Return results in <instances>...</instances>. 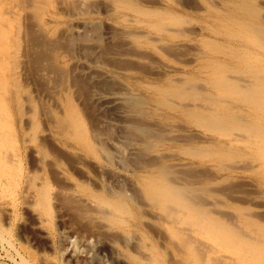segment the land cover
<instances>
[{
  "label": "rangeland",
  "instance_id": "1",
  "mask_svg": "<svg viewBox=\"0 0 264 264\" xmlns=\"http://www.w3.org/2000/svg\"><path fill=\"white\" fill-rule=\"evenodd\" d=\"M0 168L35 264H264V0H0Z\"/></svg>",
  "mask_w": 264,
  "mask_h": 264
},
{
  "label": "bare ground",
  "instance_id": "2",
  "mask_svg": "<svg viewBox=\"0 0 264 264\" xmlns=\"http://www.w3.org/2000/svg\"><path fill=\"white\" fill-rule=\"evenodd\" d=\"M44 1V0H43ZM69 1V0H68ZM31 2V1H30ZM79 2V1H78ZM81 2V1H80ZM79 2V3H80ZM73 3V2H72ZM76 3H77V1H76ZM83 3H85V2H83ZM71 4V3H70ZM81 4V3H80ZM97 4V3H96ZM72 5V4H71ZM83 5V4H82ZM85 5V4H84ZM81 6V5H80ZM70 7V6H69ZM90 9H92V8H90ZM94 9V8H93ZM72 10V9H71ZM87 10V9H86ZM85 10V11H86ZM27 13V12H26ZM30 14V13H29ZM27 15V14H26ZM70 29V28H69ZM77 33V36H82L83 34H79L77 31H75V30H72L71 32H70V34H69V41L71 40L72 42L73 41H75V35H76V33ZM101 33V32H100ZM22 35H25V34H22ZM27 37V36H26ZM29 37V36H28ZM83 37H85V36H82V38ZM153 38V37H152ZM158 38V37H157ZM87 44V43H86ZM25 45V44H24ZM52 45V44H51ZM162 45V44H161ZM41 48V47H40ZM51 48V47H50ZM44 49V48H43ZM129 49V48H128ZM27 50V49H26ZM29 50V49H28ZM4 51V50H3ZM252 51V50H251ZM25 55V54H24ZM29 57V56H28ZM128 61V60H127ZM141 63V62H140ZM42 67V66H41ZM41 67H40V69H41ZM42 70V69H41ZM40 72H42V71H40ZM51 74V73H50ZM48 75V74H47ZM49 76V75H48ZM240 77H241V75H240ZM97 78V77H96ZM177 79V78H176ZM241 79H243V78H241ZM104 81V80H103ZM103 81H101V83L103 82ZM246 81V80H245ZM244 81V82H245ZM221 82V81H220ZM224 82V81H223ZM225 83V82H224ZM102 84H104V83H102ZM106 84V83H105ZM104 84V85H105ZM191 84V83H190ZM239 84V83H238ZM241 84V83H240ZM103 85V86H104ZM191 85H193V83L191 84ZM194 85H195V83H194ZM197 85H198V83H197ZM242 85V84H241ZM247 85V84H246ZM245 86V85H244ZM187 87V86H186ZM185 87V88H186ZM195 87V86H194ZM187 89V88H186ZM54 90V89H53ZM51 91V90H50ZM97 99V98H96ZM101 99V98H100ZM103 99V98H102ZM92 100V99H91ZM104 100V99H103ZM137 100V99H136ZM140 102V101H139ZM103 103V102H102ZM120 108V107H119ZM108 109V108H107ZM143 113V112H142ZM71 115V114H70ZM240 117V116H239ZM99 118V117H98ZM56 122V121H55ZM129 122V121H128ZM132 123H135V122H132ZM58 124V123H57ZM131 124V123H130ZM132 125V124H131ZM90 126V125H89ZM135 126H136V128L138 129V134H140L141 132H143V133H146V134H153V129L150 127V126H148V125H146V124H142V123H135ZM91 127V126H90ZM95 128V127H94ZM92 129V128H91ZM156 129V128H155ZM52 131V130H51ZM96 131H98V130H96ZM137 131V130H136ZM126 132V131H125ZM239 132H241V131H239ZM44 134V133H43ZM50 134L52 135V133L50 132L49 133V135L48 136H50ZM142 134V133H141ZM133 135V134H132ZM107 136V135H106ZM157 137V136H156ZM160 137V136H159ZM174 137V136H173ZM94 138V137H93ZM102 138V137H101ZM131 138V137H130ZM138 138V137H137ZM202 138V137H201ZM99 139V138H98ZM100 141V140H99ZM146 143V142H145ZM117 146V145H116ZM120 147V146H119ZM118 147V148H119ZM121 148H123L122 147V145H121V147H120V151H121ZM190 150V149H189ZM110 151V150H109ZM123 151V150H122ZM51 152V151H50ZM109 153V152H108ZM111 153V152H110ZM104 154V153H103ZM137 155V154H136ZM106 156V155H105ZM111 156V155H110ZM108 157H109V155H108ZM122 157V156H121ZM154 158H156V157H154ZM106 159V158H105ZM123 159V158H122ZM134 159H136L135 157H134ZM132 160V159H131ZM152 160V159H151ZM53 161V160H52ZM98 161V160H97ZM107 161V160H106ZM111 161V160H110ZM126 161H130L129 159H126ZM139 161H141L140 159H139ZM45 162V161H44ZM117 162V161H116ZM153 162V161H152ZM125 163V162H124ZM154 163V162H153ZM116 164V163H115ZM156 164V163H155ZM91 165V164H90ZM139 165V164H138ZM170 165V164H169ZM2 166V165H1ZM167 166V165H166ZM102 167H104L103 165H102ZM141 167V166H140ZM162 168H164V167H162ZM175 168V167H174ZM1 169V168H0ZM55 170V169H54ZM56 171H58V170H56ZM98 171V170H97ZM111 171V170H110ZM161 171H162V169H161ZM2 172V171H1ZM59 172V171H58ZM99 172V171H98ZM163 172V171H162ZM167 172V171H166ZM165 172V173H166ZM29 173V172H28ZM96 173V172H95ZM121 173V172H120ZM169 173V172H168ZM177 173V172H176ZM175 172H174V175L176 174ZM3 174V173H2ZM52 174V173H51ZM97 174V173H96ZM162 174H164V172L162 173ZM179 174H181V173H179ZM184 174V173H183ZM116 175V174H115ZM114 175V176H115ZM2 176V175H1ZM28 176V175H27ZM101 176H102V174H101ZM164 176V175H163ZM31 177V176H30ZM116 177H118V176H116ZM126 177V176H125ZM162 177V176H161ZM177 177H179V176H177ZM32 178V177H31ZM112 178H113V176H112ZM119 178V177H118ZM124 178V177H123ZM129 178V177H128ZM180 178V177H179ZM2 179V178H1ZM0 179V180H1ZM114 179V178H113ZM117 179V178H116ZM95 180V179H94ZM171 180V179H170ZM123 181V180H122ZM126 181V180H125ZM176 181V180H175ZM179 181V180H178ZM126 182H128V184H129V181H128V179H127V181ZM165 182V181H164ZM180 182V181H179ZM179 182H177V183H179ZM4 183V182H3ZM175 183V182H174ZM183 183V182H182ZM132 185V184H131ZM177 185V184H176ZM180 185V184H179ZM128 185L126 184V188H128L127 187ZM135 186V185H134ZM175 186V185H174ZM181 186V185H180ZM132 187V186H131ZM130 188V187H129ZM180 189L182 188V186L181 187H179ZM117 189V188H116ZM132 189V188H131ZM177 188H175V190H176ZM180 189H178V190H180ZM190 189V188H189ZM188 189V190H189ZM108 190V192H110L109 191V188L107 189ZM191 190V189H190ZM197 190V189H196ZM205 190V189H204ZM56 191V190H55ZM121 191H123V190H121ZM130 191V190H129ZM134 191H135V189H134ZM133 191V192H134ZM172 191V190H171ZM177 191V190H176ZM175 191V192H176ZM125 192V191H124ZM162 192V191H161ZM205 192V191H204ZM33 193V192H32ZM116 193V192H115ZM136 193V192H135ZM198 193V192H197ZM28 194V193H27ZM113 194V193H112ZM123 194H125V193H123ZM131 194V193H130ZM173 194H180L178 191L176 192V193H174V191H173ZM78 195V194H77ZM126 195V194H125ZM157 195V194H156ZM155 195V196H156ZM162 194H160V196H161ZM181 195V194H180ZM186 195V199H194V197H195V194H194V192L191 190V191H188V193L187 194H185ZM202 195V194H201ZM58 196V195H57ZM81 196V195H80ZM127 196V195H126ZM135 197H138V196H136V194L134 195ZM169 196V195H168ZM128 197V196H127ZM153 197V196H152ZM157 198H158V196H156ZM170 197V196H169ZM169 197H166V200H167V198H169ZM175 197V196H174ZM177 197V196H176ZM199 197V196H198ZM202 197H204V196H202ZM26 198V197H25ZM71 198V197H70ZM132 198V197H131ZM182 198V197H181ZM171 199V198H170ZM169 199V200H170ZM179 199V198H178ZM168 200V201H169ZM173 200V199H172ZM197 200H198V198H197ZM201 200V199H200ZM62 201V200H61ZM154 201V200H153ZM158 201H160V200H158ZM193 201V200H192ZM199 201V200H198ZM197 201V202H198ZM202 201V200H201ZM210 201V200H209ZM155 202V201H154ZM154 202H153V204H154ZM177 202V201H176ZM185 202V201H184ZM196 202V201H195ZM66 203V202H65ZM157 203V202H156ZM173 203V202H172ZM194 202H192V204H193ZM203 203V202H202ZM15 204V203H14ZM163 204V203H162ZM11 205V204H10ZM82 205V204H81ZM84 205H86V204H84ZM92 205V204H91ZM119 205V204H118ZM148 205V204H147ZM165 205H168L169 207H170V204H166L165 203ZM164 205V206H165ZM184 205V204H183ZM186 205V204H185ZM0 206H2V207H6L7 206V203L6 202H2L1 203V205ZM14 206V205H13ZM63 206V205H62ZM90 206V205H89ZM163 206V207H164ZM56 207V206H55ZM168 207V208H169ZM181 207V206H180ZM10 208V207H9ZM17 208V207H16ZM91 208V207H90ZM102 208V207H101ZM162 208V207H161ZM213 208V207H212ZM211 209V208H210ZM164 210H165V208H164ZM183 210V209H182ZM213 210H215V209H213ZM212 210V211H213ZM10 211V210H9ZM103 211V210H102ZM8 212V211H7ZM13 212V211H12ZM34 212V211H33ZM214 212V211H213ZM103 213V212H102ZM40 214V213H39ZM85 214V213H84ZM83 214V215H84ZM161 214V213H160ZM41 215V214H40ZM61 215V214H60ZM104 215V214H103ZM155 215V214H154ZM39 216V215H38ZM37 216V217H38ZM106 216V215H105ZM42 217V216H41ZM71 218V217H70ZM101 218V217H100ZM106 219H108V218H106ZM109 219H112V218H109ZM231 219V218H230ZM175 220V219H174ZM37 221V220H36ZM231 221H232V219H231ZM96 222V221H95ZM174 222V221H173ZM107 223H109V222H107ZM111 223H112V221H111ZM183 223H184V221H183ZM34 224V223H33ZM35 224H37V227L38 228H41V226H42V221L39 219V217H38V221H37V223H35ZM93 224V223H92ZM102 224H104V223H102ZM94 225H96V223L94 224ZM99 225V224H98ZM115 225V224H114ZM29 226H32V225H29ZM97 226V225H96ZM106 226V225H105ZM116 226V225H115ZM176 226V225H175ZM182 226V225H181ZM180 226V227H181ZM186 226V225H185ZM185 226H183L182 227V230H184V231H187V228L185 227ZM177 227H179V226H177ZM188 227V226H187ZM104 228V227H103ZM112 228H113V225H112ZM188 228H190V227H188ZM151 229H153V228H151ZM71 230V229H70ZM100 230V229H99ZM105 230V229H104ZM178 230V229H177ZM193 230H195V229H193ZM192 230V231H193ZM239 230H240V228H239ZM58 231V230H57ZM93 231V230H92ZM98 231V230H97ZM101 231H102V229H101ZM111 231V230H110ZM151 231V230H150ZM180 231V230H179ZM182 232V231H181ZM188 232V231H187ZM122 233V232H121ZM151 233H153V232H151ZM180 233V232H179ZM246 233V232H245ZM1 234V233H0ZM176 234H178V233H176ZM185 234V233H184ZM188 234V233H187ZM1 235H3V234H1ZM1 235H0V240H1V243H2V246L4 247V249H6V254H5V256L6 257H8V259L10 258V260H11V262L13 263V264H35L36 263V261H35V263H33L30 259H28V258H26L24 255H22L19 251H18V249H16V247L12 244V242L9 240V239H7V238H5L4 237V235L1 237ZM85 235V234H84ZM158 235V234H157ZM181 235H183V234H181ZM186 235V234H185ZM192 235V234H191ZM180 236V235H179ZM187 236V235H186ZM188 236H189V234H188ZM195 236V235H194ZM94 237H95V241H96V243H100L102 246H104V247H107L108 245H110L109 243L110 242H107L106 240H104V238L103 237H101V236H99V235H95L94 234ZM111 237V236H110ZM134 237H136V236H134ZM132 238V237H131ZM136 238H138L139 239V237L137 236ZM158 238V237H157ZM81 239V238H80ZM117 239H118V237H117ZM125 239V238H124ZM127 239V238H126ZM141 239V238H140ZM170 239V238H169ZM199 239V238H198ZM122 240H123V238H122ZM165 240H166V238H165ZM46 241V240H45ZM84 241L85 242H87V244H89V238H85L84 239ZM125 241V240H124ZM123 241V242H124ZM139 241V240H138ZM137 241V242H138ZM154 241H155V239H154ZM161 241V240H160ZM172 241V240H171ZM196 241V240H195ZM118 242H120V241H118ZM127 242V241H126ZM156 242V241H155ZM173 242V241H172ZM176 242V241H175ZM179 242V241H178ZM199 242V241H198ZM84 243V242H83ZM95 243V242H94ZM111 243H113V242H111ZM135 243V242H134ZM174 243V242H173ZM195 243V242H194ZM196 243H197V241H196ZM203 243V242H202ZM16 244V243H15ZM85 244V243H84ZM99 244V245H100ZM114 244H115V242H114ZM119 244V243H118ZM128 244V243H127ZM127 244H125V246L127 245ZM137 244V243H136ZM174 244H176V243H174ZM180 244V243H179ZM17 245V244H16ZM95 245V244H94ZM113 245V244H112ZM121 245V244H120ZM195 245V244H194ZM91 246V245H90ZM111 246V245H110ZM109 246V247H110ZM190 246V245H189ZM192 246H193V244H192ZM202 246V245H201ZM206 246V245H205ZM95 247V246H94ZM98 247H101V246H98ZM141 247V246H140ZM159 247V246H158ZM176 247V246H175ZM191 247V246H190ZM210 247H211V245H210ZM209 247V248H210ZM91 248H93V247H91ZM144 247H142V249H143ZM157 248V247H156ZM163 248V247H162ZM196 248H197V246H196ZM205 248V247H204ZM103 249V248H102ZM121 250H122V247L120 248ZM131 249V248H130ZM133 249H135V247L133 248ZM137 249H139V248H137ZM136 249V250H137ZM160 249V248H159ZM166 249V251H171L170 249L169 250H167V248H165ZM215 249H217V248H215ZM42 250H43V248H42ZM105 250V249H104ZM140 250V249H139ZM139 250L138 251H135V252H138V254H139ZM155 250V249H154ZM160 250H162V249H160ZM190 250H191V248H190ZM204 250H206V249H204ZM208 250H211V249H208ZM110 251L111 252H113V254H116L117 255V257H115L116 258V260H117V262L118 261H122V260H124L125 259V257H126V252L124 253V251H119V250H117L116 251V248L115 247H112L111 246V249H110ZM141 251V250H140ZM143 251H145V250H142L141 252H143ZM177 251V250H176ZM2 252V251H1ZM22 252V251H21ZM134 252V253H135ZM162 252H164V250L162 251ZM195 252V251H194ZM199 252V251H198ZM144 253V252H143ZM170 253V252H169ZM172 253H173V251H172ZM204 253V252H203ZM222 253V252H221ZM111 254V253H110ZM136 254V253H135ZM168 254V253H167ZM184 254V253H183ZM4 255V254H3ZM2 255V256H3ZM147 255H149V254H147ZM161 255V254H160ZM173 255V254H172ZM203 255V254H202ZM1 256V255H0ZM45 256V255H44ZM144 256V255H143ZM163 256V255H162ZM217 256H219V255H217ZM225 256V255H224ZM128 257V256H127ZM153 257H155V256H153ZM152 257V258H153ZM112 258H113V255H112ZM145 258V257H144ZM41 259V258H40ZM43 259H44V257H43ZM48 259V258H47ZM127 259V258H126ZM134 259V258H133ZM166 259V258H165ZM172 259V258H171ZM178 259V258H177ZM195 259V258H194ZM136 260V259H135ZM138 260V259H137ZM147 260L149 261V259H148V257H147ZM163 260H164V258H163ZM168 260H169V258H168ZM167 260V261H168ZM38 261V260H37ZM44 261H46V260H44ZM147 261V262H148ZM171 261V260H170ZM177 261V260H176ZM175 261V262H176ZM184 261V260H183ZM220 261H221V259H220ZM42 262V261H41ZM123 262V261H122ZM137 262V261H136ZM144 262V261H143ZM154 262H155V260H154ZM171 262H173V259H172V261ZM178 262V261H177ZM179 262H182L181 261V259H180V261ZM46 263H47V261H46ZM119 263V262H118ZM124 263V262H123ZM128 263V262H127ZM214 263V262H213ZM39 264V263H38ZM146 264V263H145ZM147 264H153V263H151L150 261L147 263ZM154 264H156V263H154ZM160 264H162V262L160 263ZM168 264V263H167ZM181 264V263H180ZM185 264V263H184ZM187 264V263H186Z\"/></svg>",
  "mask_w": 264,
  "mask_h": 264
}]
</instances>
